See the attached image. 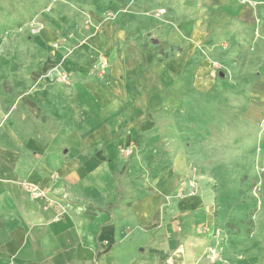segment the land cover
I'll use <instances>...</instances> for the list:
<instances>
[{"label": "crops", "instance_id": "obj_1", "mask_svg": "<svg viewBox=\"0 0 264 264\" xmlns=\"http://www.w3.org/2000/svg\"><path fill=\"white\" fill-rule=\"evenodd\" d=\"M109 36L104 26L81 60L68 58L69 86L41 78L53 63H23L13 93L0 96V264H264L255 232L223 236L211 193L173 200L119 154L139 144L149 110L181 108L186 93L221 85L211 61L174 40L181 53L146 72L120 63ZM91 49L108 54L102 83ZM24 185L46 198L31 199Z\"/></svg>", "mask_w": 264, "mask_h": 264}, {"label": "rangeland", "instance_id": "obj_2", "mask_svg": "<svg viewBox=\"0 0 264 264\" xmlns=\"http://www.w3.org/2000/svg\"><path fill=\"white\" fill-rule=\"evenodd\" d=\"M104 26L120 63L151 72L181 53L174 40L191 34L182 41L224 74L206 94L186 93L181 108L149 110L139 144L119 154L150 184L166 185L173 200L189 197L190 184L193 196L211 193L223 236L264 239V0H0V96L13 93L23 63L49 61L41 78L69 86L68 58L81 60L84 43ZM91 51L102 83L108 54Z\"/></svg>", "mask_w": 264, "mask_h": 264}, {"label": "built area", "instance_id": "obj_3", "mask_svg": "<svg viewBox=\"0 0 264 264\" xmlns=\"http://www.w3.org/2000/svg\"><path fill=\"white\" fill-rule=\"evenodd\" d=\"M163 14H165V11L163 9H160L157 12V16H160V15L162 16ZM189 186H190V190L188 191L187 195L190 197V196H193L195 192V184H190ZM24 190L28 193L31 199L43 200L46 198V193L42 191L41 189H39L37 186L24 185Z\"/></svg>", "mask_w": 264, "mask_h": 264}, {"label": "water", "instance_id": "obj_4", "mask_svg": "<svg viewBox=\"0 0 264 264\" xmlns=\"http://www.w3.org/2000/svg\"><path fill=\"white\" fill-rule=\"evenodd\" d=\"M218 77H219V78H223V77H224V74L221 73V72H218Z\"/></svg>", "mask_w": 264, "mask_h": 264}, {"label": "trees", "instance_id": "obj_5", "mask_svg": "<svg viewBox=\"0 0 264 264\" xmlns=\"http://www.w3.org/2000/svg\"><path fill=\"white\" fill-rule=\"evenodd\" d=\"M157 44V42H155Z\"/></svg>", "mask_w": 264, "mask_h": 264}]
</instances>
